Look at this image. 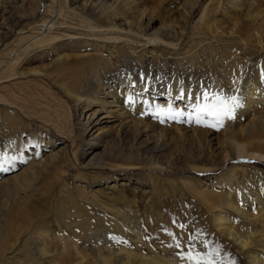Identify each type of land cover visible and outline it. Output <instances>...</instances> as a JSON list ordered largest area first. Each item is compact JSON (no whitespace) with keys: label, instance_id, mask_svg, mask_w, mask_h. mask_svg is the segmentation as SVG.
I'll use <instances>...</instances> for the list:
<instances>
[{"label":"bare ground","instance_id":"obj_1","mask_svg":"<svg viewBox=\"0 0 264 264\" xmlns=\"http://www.w3.org/2000/svg\"><path fill=\"white\" fill-rule=\"evenodd\" d=\"M166 1L175 3L178 0H52L50 6L45 8L46 16L35 21L37 14L42 10V0H1L0 45L23 23H27V26L31 27L30 31L35 33L27 37L18 35L19 37L12 42L14 48L10 49L9 54H2L8 55L11 62L9 65L3 60L0 62V82L30 74H44L53 80L56 78L53 82L55 84L58 82V88L69 101L70 107L67 110L70 111L71 108L75 112L80 138L89 133L84 145L90 155L86 166H90L93 161L105 163L110 160L117 143L112 132L115 126L122 131L121 138L131 137L129 134L133 132L136 135L146 133L148 129L144 131L140 129L148 128L145 114L149 111L156 113L159 121H168L175 126L168 130L170 134L174 132L173 134H178L180 139L190 134L189 137L197 145V156L203 157L198 160L191 159L192 161L188 162L189 171L217 170L235 157L264 161V63L259 67L256 61L258 56H255V54L264 56V0H212L211 5L202 10V21L192 29L190 36L192 39L187 41L185 57L193 63L198 62L199 57L211 56L213 52H218L220 62L227 60L226 67L236 69L233 102L219 89H211L208 84L197 80V76L196 79L185 78L183 70L180 82H172L169 89L164 82L148 85L152 81L146 82L145 74L139 70L110 72V62L107 59L102 60L103 64L97 62L96 65L87 67L89 73L81 79L64 82L69 71L67 68L72 64L77 68L78 63L85 65L84 61L102 56L100 50L107 49L108 54L113 55L114 49L112 45L99 43L96 39L91 40L94 42L81 41L82 37L76 38L79 41L72 45L70 42H63L60 38L67 35H61L58 31L64 33V29H70L76 36L82 32L93 37H110L114 41L124 39L120 42L140 43L141 39L152 37L174 48L189 31V21L199 0H185L187 3L191 2L190 7L185 8L182 5V11L178 9V12L174 11L178 14L175 17H172L171 9L163 8ZM219 16L230 22L229 28L222 27ZM37 24L39 27H33ZM125 42L122 45L126 44ZM86 48H90L91 52ZM32 51L35 54H30ZM159 53L156 49L152 54ZM50 55L52 62L48 64L46 58ZM20 56L24 57L19 61ZM176 56L182 59L181 55ZM34 61H38L39 65L27 67ZM50 65H55L56 68L52 69ZM59 65L62 67L59 68ZM51 69L52 72L49 73ZM83 70L84 66L81 67V71ZM163 78L167 81L166 77ZM217 101L222 107L234 105L240 121L223 139L212 137V133L205 130H183L174 125L177 122L189 123L188 120L193 124L202 120H205L203 123L207 122L209 119L205 118H210L218 110L213 108ZM214 115L217 116L216 113ZM173 116L175 119H172ZM228 116L229 114L227 118ZM6 117L5 126L14 124ZM181 117L185 119L182 121ZM165 132L167 131L160 129L158 133L163 137ZM29 143L31 142L22 138L16 143L10 142L8 138L0 140V194L6 190L7 193L15 195L16 202L12 215L21 220V225L13 224L10 216L5 220V234L3 238L0 236V264L21 261L22 258L16 257V253L21 254L26 259L24 263L27 264H44L45 260L49 264H176L172 261L150 260L138 253H120L106 245L100 247L98 240H95L96 246L93 248L85 246L72 251L70 247L63 246L51 257L45 243L41 241L36 245L37 252L31 253L27 246L35 232L31 229L32 225L36 223L43 227L44 220L42 213L29 205L27 191H36V183L40 179L43 186H50L48 181L54 176L61 152L60 150L45 152V149L40 151L38 145L43 143L40 140H33L34 149L27 150ZM218 150L220 152L217 153ZM129 156L135 155L131 153ZM202 163H207L208 168ZM255 171L250 184L241 191L244 193L241 197V200H244L243 205L240 203L242 206L239 204L240 196L233 188L226 189L218 204H213L211 202L213 199L209 201L210 194L204 190L199 179L196 180L195 190L207 206L216 233L229 240L234 248L245 256L247 264H264V173ZM8 174L11 175L8 177ZM224 175L226 181L235 180L233 168ZM21 193L24 194L23 197L20 196ZM118 199L124 200L121 194ZM131 202H128L129 210H133ZM226 211L262 225L261 230L251 236L245 229L239 231ZM120 226L122 228L123 224ZM22 235L24 238H21ZM136 235L140 240L138 230ZM103 241L105 244L109 242L105 238ZM69 245L75 246V243ZM56 256L62 263H56Z\"/></svg>","mask_w":264,"mask_h":264},{"label":"rangeland","instance_id":"obj_2","mask_svg":"<svg viewBox=\"0 0 264 264\" xmlns=\"http://www.w3.org/2000/svg\"><path fill=\"white\" fill-rule=\"evenodd\" d=\"M42 1V10L37 14L35 21L46 16L45 8L52 2V0ZM211 2L212 0L198 1L189 21V31L174 48L152 37L141 39L140 43L120 42L124 39L114 41L110 37H103L104 40L101 36L93 37L82 32L76 36L70 29H64V33L58 31L61 35H67L60 39L72 45L79 41L76 38L82 37L81 41L94 42L91 40L96 39L99 43L112 45L114 49L113 55H109L107 49L100 50L102 56H95L91 60L84 61L85 65L78 63L77 68L72 64L67 68L69 71L65 75L64 82H75L81 79L89 73L87 67L92 64L94 66L97 62L103 64L102 60L107 59L110 62V72L119 73L125 69L139 70L145 74L146 82L152 81L148 85L164 82L166 88L169 89L172 82H180L179 78L182 77L181 70H183L185 78L196 79L198 77L197 80L208 84L211 89H219L222 94L228 95L229 101L233 102L236 69L226 67V59L224 63L220 62L218 52H213L211 56L199 57L196 63L185 57L188 42L192 39L190 37L192 29L202 21V10L207 5L209 7ZM182 5L189 8L191 2L166 1L163 8L171 9L172 17H175L178 14L174 11L177 9L182 11ZM218 19L222 27L226 29L230 27L228 20L221 16ZM38 25L33 27L37 28ZM30 28L27 23L21 24L14 34L10 35L11 37L9 36L0 45L2 56H0V62L3 60L6 65L10 64L9 56L2 54H9V51L14 48L12 42L19 37L18 35L27 37L31 34ZM36 32L37 35L38 31ZM82 34L84 35L81 36ZM157 34L160 33L157 32ZM124 42L126 44L122 45ZM156 49L160 53L152 54ZM30 54L33 55L35 52L32 51ZM177 54L181 55L182 59L177 57ZM255 56H258L256 61L261 67L264 63V56L260 54H255ZM23 57L20 56L19 61ZM46 62L51 64V55L46 58ZM22 64L23 68V61ZM38 65L39 62L34 61L27 67L33 68ZM83 66L84 70L81 71ZM50 67L56 68L55 65H50ZM60 67L62 65H59ZM163 77H166L167 81H164ZM229 77L232 78L229 79ZM54 80L44 74H30L7 79L4 83L0 82V140L8 138L12 143H16L19 138L28 140L31 143L27 144V150L34 149L33 140H40L43 141L38 145L40 151L45 149V152L50 150L61 152L54 176L48 181L50 186H43L40 179L36 183V191H27L29 205L39 210L44 220L43 227L36 223L32 225L31 229L35 232L29 241L31 243L27 246L31 253L37 252L36 245L41 241L45 243L48 255L51 257L63 246L70 247L72 251L76 248L78 250L85 248V246L93 248L96 246L95 240H98L100 247L106 245L120 253H138L147 259L162 262L189 264V254H191L192 264H247L245 256L235 249L229 240L216 233L207 206L197 195L195 186L197 185L196 180H201L204 190L210 194L208 199L209 201L213 199L211 201L213 204H218L227 188H233L240 196L239 204L243 205L244 200H241V197L244 193L241 191L250 184L255 170L264 173L263 160L235 157L217 170L189 171L188 162L203 157L197 156V145L189 137L190 134L181 139L178 134H173L174 132L170 134L168 130L175 126L169 124L168 121H159L157 114L149 111L145 114L148 128L140 129L141 131L148 129L146 133L141 132L136 135L133 132L129 134L131 137L121 138L122 131L115 126L112 132L117 143L112 150L110 160L105 163L93 161L90 166H86L90 155L84 145L89 133L80 138L75 112L71 108L70 111L67 110L70 107L69 101L58 88V82L55 84ZM214 114L210 118H205L209 119V122L203 123L205 120H202V122L193 124L191 120H188L189 123L173 124L183 130H205L212 133V137L223 139L228 136L230 129L240 123L237 108L234 105L228 112V118L217 117ZM5 116L14 124L10 123L11 126H5ZM184 119L180 118L182 121ZM160 129L167 131L163 137L158 133ZM120 139L122 140L119 141ZM131 153L135 156L130 157ZM203 166L208 168L207 163ZM230 168L234 169L235 180L226 181L224 174ZM9 175L11 174L7 176ZM120 194L124 198L123 202L118 199ZM23 195V193L20 194L21 197ZM129 201L133 203V210L128 208ZM15 202L14 194H9L6 190L0 194V236L2 238L5 234L4 225L7 217H11L13 224L21 225V220L12 215ZM225 213L233 219L239 231L245 229L249 236L261 230L262 225L258 223H252L228 211ZM120 224H123L122 228ZM135 229L141 235L140 240H138ZM24 235L21 238H24ZM103 238L108 239L109 242L105 244ZM70 243H75V246L69 245ZM16 257L22 260L14 261L15 263L12 262V264H27L24 263L26 259L21 254L16 253ZM56 259V263H62L59 257L56 256ZM89 261L92 262V259ZM7 264L11 262L8 261ZM44 264L49 263L45 260Z\"/></svg>","mask_w":264,"mask_h":264},{"label":"snow or ice","instance_id":"obj_3","mask_svg":"<svg viewBox=\"0 0 264 264\" xmlns=\"http://www.w3.org/2000/svg\"><path fill=\"white\" fill-rule=\"evenodd\" d=\"M205 99H207V96H205ZM215 99V98H213ZM211 103V102H210ZM231 107L232 106H229V107H222L221 106V103L219 101H217L214 105H213V108H216L218 109V111L216 112V115L217 117H224V118H227V114L228 112L231 110ZM172 119H175V117L173 116ZM161 122H164L163 120H161ZM191 243V241H190ZM191 257V254H189V264H192V261L190 259Z\"/></svg>","mask_w":264,"mask_h":264}]
</instances>
